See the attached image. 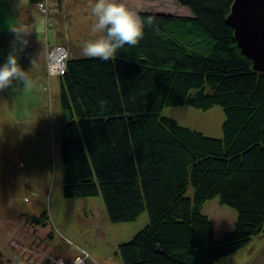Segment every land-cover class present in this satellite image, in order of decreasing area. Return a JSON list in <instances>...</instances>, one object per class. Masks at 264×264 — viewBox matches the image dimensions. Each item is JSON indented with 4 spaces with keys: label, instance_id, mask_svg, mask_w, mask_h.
Here are the masks:
<instances>
[{
    "label": "trees",
    "instance_id": "1",
    "mask_svg": "<svg viewBox=\"0 0 264 264\" xmlns=\"http://www.w3.org/2000/svg\"><path fill=\"white\" fill-rule=\"evenodd\" d=\"M175 1L190 15L139 11L157 28L135 47L67 58L58 76L63 197L99 195L112 223L148 217L119 264H216L264 234V73L226 22L234 0ZM178 105L219 106L221 137L160 114ZM214 197L236 212L220 239L201 212ZM26 218L50 226L46 212Z\"/></svg>",
    "mask_w": 264,
    "mask_h": 264
},
{
    "label": "rangeland",
    "instance_id": "2",
    "mask_svg": "<svg viewBox=\"0 0 264 264\" xmlns=\"http://www.w3.org/2000/svg\"><path fill=\"white\" fill-rule=\"evenodd\" d=\"M52 1L38 4L46 25L37 22L33 33L25 35L29 43L15 52L32 87L25 90L14 82L0 91V264H41L47 257L51 264H119L115 254L118 245L131 240L147 224L146 212L132 222L112 223L99 195H62V120L56 97L60 74L52 73L53 60L58 58L56 52L65 59L84 57L82 45L101 35L92 31L95 17L91 6L96 0H59L50 12ZM119 2L135 13L180 15L186 9L175 0ZM30 8L27 0H0V65L19 47L14 44L16 35L11 29H23L33 22ZM36 15V8H32V18L44 21ZM160 114L205 136L221 137L224 114L219 106L206 110L170 106ZM43 212L50 226L28 222L26 216ZM201 212L212 223L215 239L232 230L236 212L220 204L218 197L206 200ZM216 264H264V234Z\"/></svg>",
    "mask_w": 264,
    "mask_h": 264
},
{
    "label": "clouds",
    "instance_id": "3",
    "mask_svg": "<svg viewBox=\"0 0 264 264\" xmlns=\"http://www.w3.org/2000/svg\"><path fill=\"white\" fill-rule=\"evenodd\" d=\"M91 11L95 17L92 31L101 33V35L97 39L86 41L82 45L81 51L84 57L104 62L114 60L118 50L124 48L125 45L135 47L144 38L145 27L157 28L154 16L141 18L119 0H96L91 6ZM11 30L16 35L14 44L19 45V47L10 51L5 62L0 65V91L13 86L14 82L28 90L32 87V81L28 72L18 64L15 54L27 44V41L23 39L27 32L23 29ZM98 103L103 110L106 101L100 100Z\"/></svg>",
    "mask_w": 264,
    "mask_h": 264
},
{
    "label": "water",
    "instance_id": "4",
    "mask_svg": "<svg viewBox=\"0 0 264 264\" xmlns=\"http://www.w3.org/2000/svg\"><path fill=\"white\" fill-rule=\"evenodd\" d=\"M226 22L253 69L264 73V0H234Z\"/></svg>",
    "mask_w": 264,
    "mask_h": 264
},
{
    "label": "crops",
    "instance_id": "5",
    "mask_svg": "<svg viewBox=\"0 0 264 264\" xmlns=\"http://www.w3.org/2000/svg\"><path fill=\"white\" fill-rule=\"evenodd\" d=\"M44 2H45V0H43ZM53 1L55 2L54 3V5H53ZM52 2H50V4L48 5L49 6V9H50V12H52V7H56V2L57 3H59V0H53ZM153 1H155V0H153ZM39 5L38 4H31V8H30V19H32V23H30V24H27V25H23V27L25 28H23L27 33H33L32 31L35 29L34 28V26L36 25V23L37 22H39V23H41V24H44V25H46V20H45V18L46 17H44L43 15H44V13H42V10L38 7ZM32 8H36V10H37V15H39L40 17H43L44 18V21L43 20H40V21H36V19H33L32 18ZM185 10V12L187 11V13H182V14H180V15H182V16H187V15H189L190 14V12L188 11V9H184ZM39 13V14H38ZM162 13H164V12H162ZM166 13V12H165ZM43 14V15H42ZM138 14V13H137ZM36 15V16H37ZM177 15H179V14H177ZM51 17H53V16H51ZM27 23V22H26ZM22 24H20V26H21ZM19 29H21V28H19ZM26 35V34H25ZM25 35H24V37H23V39L25 38ZM27 41V43H29V41L28 40H26ZM71 56V55H70ZM73 56H71V57H69V58H72ZM50 76H51V74H49ZM51 77H53V76H51ZM58 86H56L57 87V90H58V88H59V78H58V76H57V83H56ZM56 97L58 98V93L56 94Z\"/></svg>",
    "mask_w": 264,
    "mask_h": 264
},
{
    "label": "built area",
    "instance_id": "6",
    "mask_svg": "<svg viewBox=\"0 0 264 264\" xmlns=\"http://www.w3.org/2000/svg\"><path fill=\"white\" fill-rule=\"evenodd\" d=\"M56 57H58L57 60H53V61H55L54 67H53L54 72H52V70H51V72L54 74H57V73L61 74L64 70L66 59L63 58L61 55L59 56L57 52H56ZM47 66H48V64H47ZM50 68H51V66H50ZM48 69H49V66H48ZM49 71H50V69H49Z\"/></svg>",
    "mask_w": 264,
    "mask_h": 264
}]
</instances>
